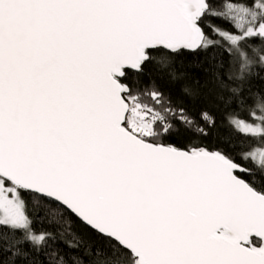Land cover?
Returning <instances> with one entry per match:
<instances>
[{"label": "snow or ice", "instance_id": "1", "mask_svg": "<svg viewBox=\"0 0 264 264\" xmlns=\"http://www.w3.org/2000/svg\"><path fill=\"white\" fill-rule=\"evenodd\" d=\"M0 264H264V0H0Z\"/></svg>", "mask_w": 264, "mask_h": 264}, {"label": "trees", "instance_id": "2", "mask_svg": "<svg viewBox=\"0 0 264 264\" xmlns=\"http://www.w3.org/2000/svg\"><path fill=\"white\" fill-rule=\"evenodd\" d=\"M221 132L223 133V132H224V130H223V129H221Z\"/></svg>", "mask_w": 264, "mask_h": 264}]
</instances>
